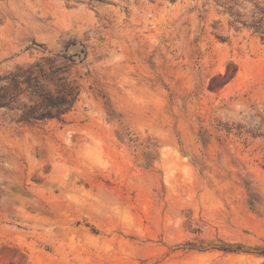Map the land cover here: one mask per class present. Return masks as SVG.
<instances>
[{"label": "rangeland", "instance_id": "374dc122", "mask_svg": "<svg viewBox=\"0 0 264 264\" xmlns=\"http://www.w3.org/2000/svg\"><path fill=\"white\" fill-rule=\"evenodd\" d=\"M0 264H264V0H0Z\"/></svg>", "mask_w": 264, "mask_h": 264}, {"label": "trees", "instance_id": "16d2710c", "mask_svg": "<svg viewBox=\"0 0 264 264\" xmlns=\"http://www.w3.org/2000/svg\"><path fill=\"white\" fill-rule=\"evenodd\" d=\"M56 112H58V111L56 110ZM55 116H57V115L56 114L49 115L48 113L46 115H44L43 113H40L38 116H36L34 118H36L38 120H41V119H44V118H50V117H55Z\"/></svg>", "mask_w": 264, "mask_h": 264}]
</instances>
